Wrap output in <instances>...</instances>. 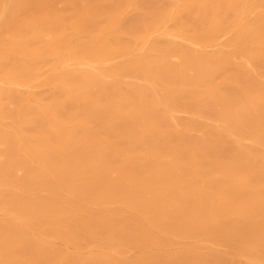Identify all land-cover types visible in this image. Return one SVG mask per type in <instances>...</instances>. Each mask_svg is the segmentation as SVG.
<instances>
[{
	"label": "bare ground",
	"instance_id": "obj_1",
	"mask_svg": "<svg viewBox=\"0 0 264 264\" xmlns=\"http://www.w3.org/2000/svg\"><path fill=\"white\" fill-rule=\"evenodd\" d=\"M0 264H264V0H0Z\"/></svg>",
	"mask_w": 264,
	"mask_h": 264
}]
</instances>
